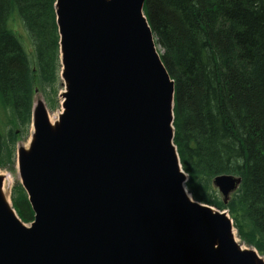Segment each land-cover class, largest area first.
Returning <instances> with one entry per match:
<instances>
[{"label":"water","instance_id":"95a60500","mask_svg":"<svg viewBox=\"0 0 264 264\" xmlns=\"http://www.w3.org/2000/svg\"><path fill=\"white\" fill-rule=\"evenodd\" d=\"M144 2L55 0L61 110L52 124L33 102L28 147L16 152L30 224L0 175V264H264L235 241L226 211L188 194L174 82ZM240 183L212 181L224 202Z\"/></svg>","mask_w":264,"mask_h":264},{"label":"trees","instance_id":"16d2710c","mask_svg":"<svg viewBox=\"0 0 264 264\" xmlns=\"http://www.w3.org/2000/svg\"><path fill=\"white\" fill-rule=\"evenodd\" d=\"M55 0H0V168L14 172L35 90L59 105ZM143 13L174 82V145L192 198L228 210L238 237L264 256V0H145ZM25 34L17 31L18 25ZM241 178L228 201L211 183ZM11 203L33 212L19 182Z\"/></svg>","mask_w":264,"mask_h":264},{"label":"rangeland","instance_id":"374dc122","mask_svg":"<svg viewBox=\"0 0 264 264\" xmlns=\"http://www.w3.org/2000/svg\"><path fill=\"white\" fill-rule=\"evenodd\" d=\"M15 24L16 25H18V28H17V31L19 32V33H22V34H25L24 32H23V30L19 27V23L17 22V21H15ZM60 75V74H59ZM58 85H59V92H58V94H57V96H56V99H57V101H58V105H59V107L56 109V110H50L49 108H48V106H47V101H46V99H45V96H44V94L41 92V91H37V92H35V94H34V98H33V101H34V103H38V102H43L44 103V105H45V107H47V110H48V115H49V119H50V116L51 117H53L54 118V121L52 122V124L55 122V121H57V117H58V114H59V112H60V110H61V108H60V102H61V98H60V94L63 92V85H62V82H61V80H60V76H59V80H58ZM59 100H60V102H59ZM30 137H31V127H30V131H29V136L26 138V140H23V141H18L17 143H16V152L19 150V149H21V148H24V149H26L27 147H28V144H29V140H30ZM16 152H15V159H14V172H11V171H9L7 168H4V169H2V168H0V175H3L4 177H5V179H4V183L6 182V186H5V184H4V192H5V195H6V197L8 198V199H10V196H11V191H12V188H13V186H14V184L15 183H17V182H19V177H18V172H17V168H16ZM188 181H189V178H187V181H186V183H185V187H186V184L188 183ZM211 185H212V183H211ZM212 187L214 188V190H215V192H216V196H217V198L219 199V200H223L224 198H223V196L220 194V192H218V190L212 185ZM11 200V199H10ZM226 203V202H225ZM211 207H213V206H211ZM217 209V208H216ZM221 211H226L227 213H228V210H221ZM228 215H229V213H228ZM230 217V216H229ZM236 233H237V230H236ZM236 237H237V240H241L239 237H238V234H236ZM239 238V239H238ZM242 244V243H241ZM242 245H244V244H242ZM245 246V245H244ZM246 248H252L253 249V247L252 246H245ZM263 258H264V256H262Z\"/></svg>","mask_w":264,"mask_h":264},{"label":"bare ground","instance_id":"6f19581e","mask_svg":"<svg viewBox=\"0 0 264 264\" xmlns=\"http://www.w3.org/2000/svg\"><path fill=\"white\" fill-rule=\"evenodd\" d=\"M50 121H51V122L54 121V118L51 117V116H50ZM4 184H5V186H6V182H5ZM188 194H189V193H188ZM234 233H235V232H234ZM235 241H236L237 243L239 242L238 244H240V246H241L242 249H247V248L245 247V246H247V245H246L244 242H242L241 240H237V237H236V236H235ZM241 243L244 244L245 246L242 245Z\"/></svg>","mask_w":264,"mask_h":264}]
</instances>
